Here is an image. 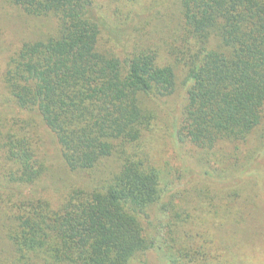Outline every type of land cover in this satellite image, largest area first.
<instances>
[{
	"label": "trees",
	"instance_id": "1",
	"mask_svg": "<svg viewBox=\"0 0 264 264\" xmlns=\"http://www.w3.org/2000/svg\"><path fill=\"white\" fill-rule=\"evenodd\" d=\"M9 1L54 28L24 41L0 69V90L19 110L12 118L0 110V264H135L162 249L149 212L170 182L146 136L159 118L158 102L177 92L178 75L186 91L178 141L214 154L208 180L236 184L211 211L234 246L216 254L196 232L187 234L194 243L175 247L171 238L176 249L167 259L253 264V254H264V187L241 183L254 179L248 172L256 175L264 150L238 168L224 152L229 144L235 152L251 140L264 144V0H176L180 21L165 56L155 44H140L142 34L121 56L107 48L96 0ZM36 117L68 170L99 173L95 183L74 185L55 202L32 191L45 172ZM189 192L197 203L204 196L200 188Z\"/></svg>",
	"mask_w": 264,
	"mask_h": 264
},
{
	"label": "rangeland",
	"instance_id": "2",
	"mask_svg": "<svg viewBox=\"0 0 264 264\" xmlns=\"http://www.w3.org/2000/svg\"><path fill=\"white\" fill-rule=\"evenodd\" d=\"M176 0H96L98 10L103 16L104 27L102 30V43L113 52L123 53L125 47L132 48L142 34L146 40L140 42L144 46L155 44L159 51L165 56V45L170 42L173 33L179 25L180 17L173 8ZM176 7V6H175ZM54 25L51 19L34 18L25 15L19 9L11 6L9 0H0V69L4 66L5 60L24 41L38 38L42 30L51 33ZM183 77L178 75L177 92L158 102L159 118L155 123L152 134L146 136V145L151 155L156 159L158 166L168 176V192L162 198L160 204L150 210L149 220L155 227V237L161 242L162 249L153 247L145 255H141L135 264H172L169 263L167 255L175 251V247L184 242L194 243V238L188 239L187 234L198 236L196 240L202 242L210 241L209 246L215 249L223 245H232V237L223 236L217 219L212 220V206L216 209L221 207L220 201L222 192L230 187L233 189L236 184L232 181L222 182L208 180L206 171L216 168L215 157L212 152L195 150L188 144H181L177 139V126L183 106L186 102L185 85ZM0 110L3 116L12 118L19 110L12 104L8 91L1 86ZM24 113V112H23ZM37 134L39 136L40 156L44 161L45 172L36 182L32 191L50 201H57L60 194L70 187L80 184L94 182L92 178L100 174L94 173L89 176L86 173H72L63 163L59 148L52 135L44 128L42 122L35 118ZM264 131V130H262ZM264 145V144H263ZM263 145L257 141H250L242 147L241 152H235L233 145L224 147L227 158L234 168H238L239 161H244L250 153L259 152ZM261 157L259 158V160ZM232 171L226 173L231 174ZM215 174H224L216 171ZM253 178L246 177L241 183L246 184L250 189L256 184L264 187V161L256 167V175L248 172ZM95 183V182H94ZM235 185V186H234ZM200 188L204 196L198 198L191 195V188ZM245 190V189H244ZM264 194V193H263ZM172 201V205L164 209L163 204ZM162 205V206H161ZM159 206H161L159 208ZM177 206L176 209L172 207ZM172 209V210H171ZM172 213L167 215L165 213ZM220 210V209H219ZM189 217H187V215ZM169 216V218H168ZM181 216V219L180 217ZM207 218L208 224L202 225ZM186 220V223L183 222ZM169 224V225H168ZM232 225V223H231ZM253 225H259L257 223ZM233 227V226H232ZM184 231V232H183ZM186 231V232H185ZM230 235V234H229ZM173 238L176 241H170ZM188 239V241H187ZM229 242V243H227ZM172 246L167 248V244ZM175 248V249H174ZM249 253V251L247 252ZM246 253V255H247ZM253 264H264V254H253Z\"/></svg>",
	"mask_w": 264,
	"mask_h": 264
}]
</instances>
